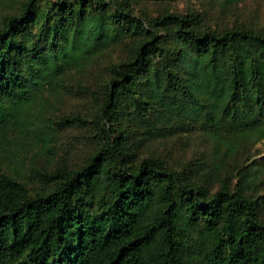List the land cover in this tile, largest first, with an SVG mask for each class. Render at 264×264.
Segmentation results:
<instances>
[{
	"label": "trees",
	"instance_id": "trees-1",
	"mask_svg": "<svg viewBox=\"0 0 264 264\" xmlns=\"http://www.w3.org/2000/svg\"><path fill=\"white\" fill-rule=\"evenodd\" d=\"M174 1L0 0V264H264L262 172L248 164L264 142V28L143 5ZM116 49L84 163L55 167L49 136L31 126L52 156L39 182L5 171L36 95L60 98L69 73ZM191 134L208 158L172 168L139 154Z\"/></svg>",
	"mask_w": 264,
	"mask_h": 264
},
{
	"label": "rangeland",
	"instance_id": "rangeland-1",
	"mask_svg": "<svg viewBox=\"0 0 264 264\" xmlns=\"http://www.w3.org/2000/svg\"><path fill=\"white\" fill-rule=\"evenodd\" d=\"M49 3L53 0H48ZM153 16L165 11L199 14L207 25L213 28L245 24L252 28H264V0H242L237 6L223 8L215 0H176L174 2H145L143 4ZM120 50L105 52L83 73L71 72L65 79V91L54 99L46 92L36 95L35 102L26 110L27 125L24 131H16L12 138L10 152L2 159L5 171L16 174L30 186L39 182L36 170L47 165L51 155L41 154L30 134V127L36 126L47 133L56 152L53 165L75 168L82 165L86 157L97 148L96 130L89 122L93 112L105 95V79L108 68L124 57ZM64 117H78L85 123L76 122L59 128L57 124ZM28 129V130H27ZM207 140L199 134L179 135L168 141L156 140L143 147L139 154L155 153L170 167L178 168L189 159L203 160L207 157ZM52 157V156H51ZM50 157V159H51ZM262 172L259 194H264V142L257 144L251 160ZM228 163V161H226ZM243 161L240 160L239 164ZM231 165L233 163L230 162ZM35 188V187H32ZM264 218V210L262 212Z\"/></svg>",
	"mask_w": 264,
	"mask_h": 264
}]
</instances>
